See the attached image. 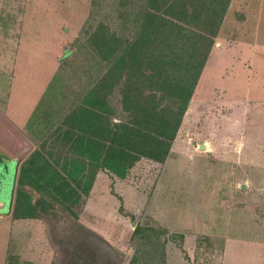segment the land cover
Returning <instances> with one entry per match:
<instances>
[{"label": "rangeland", "instance_id": "obj_1", "mask_svg": "<svg viewBox=\"0 0 264 264\" xmlns=\"http://www.w3.org/2000/svg\"><path fill=\"white\" fill-rule=\"evenodd\" d=\"M94 1L0 0V264H264V0H231L164 162L98 169L72 205L26 180L39 217H15L20 166L88 82L92 11L121 28Z\"/></svg>", "mask_w": 264, "mask_h": 264}, {"label": "trees", "instance_id": "obj_2", "mask_svg": "<svg viewBox=\"0 0 264 264\" xmlns=\"http://www.w3.org/2000/svg\"><path fill=\"white\" fill-rule=\"evenodd\" d=\"M230 2L117 0L120 29L92 11L80 41L88 82L20 166L15 217H39L26 180L72 205L89 194L98 169L124 178L142 158L164 162Z\"/></svg>", "mask_w": 264, "mask_h": 264}, {"label": "crops", "instance_id": "obj_3", "mask_svg": "<svg viewBox=\"0 0 264 264\" xmlns=\"http://www.w3.org/2000/svg\"><path fill=\"white\" fill-rule=\"evenodd\" d=\"M36 102H38V101H36ZM35 102V103H36ZM35 103L34 104H31V106H29L30 108H29V111H28V114L25 116V119H23V120H21L20 121V128H16V131L17 132H13V126L10 128V130L13 132V133H15V136H18L19 135V133L21 134V132H23V131H21V129H23V127L27 124V122H28V120H29V118L31 117V113H32V111L34 110V106H35ZM13 147V146H12ZM8 149H9V147H8ZM10 150V149H9ZM18 150H16V152H17ZM4 153H5V151L2 149L1 151H0V158H3L1 161H5V160H7L8 159V157L9 156H4ZM18 153V152H17ZM17 155H19V164H18V166H20V157H21V155L18 153ZM18 172H17V176H18V173H19V168H18V170H17ZM99 174H100V172H99ZM100 176V175H99ZM97 182H96V180H95V184L93 185V189H94V187H96V184ZM92 191V190H91Z\"/></svg>", "mask_w": 264, "mask_h": 264}, {"label": "water", "instance_id": "obj_4", "mask_svg": "<svg viewBox=\"0 0 264 264\" xmlns=\"http://www.w3.org/2000/svg\"><path fill=\"white\" fill-rule=\"evenodd\" d=\"M244 185H246L245 183H243Z\"/></svg>", "mask_w": 264, "mask_h": 264}]
</instances>
